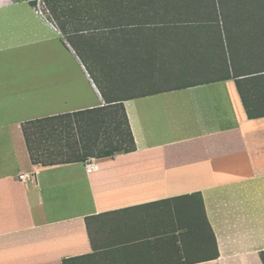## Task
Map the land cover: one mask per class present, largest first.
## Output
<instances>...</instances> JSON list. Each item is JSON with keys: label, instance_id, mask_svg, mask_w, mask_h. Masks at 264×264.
Masks as SVG:
<instances>
[{"label": "crops", "instance_id": "crops-1", "mask_svg": "<svg viewBox=\"0 0 264 264\" xmlns=\"http://www.w3.org/2000/svg\"><path fill=\"white\" fill-rule=\"evenodd\" d=\"M32 1L0 0V264H264V116L216 20L46 0L52 20ZM116 102L134 151L33 163L23 123Z\"/></svg>", "mask_w": 264, "mask_h": 264}, {"label": "trees", "instance_id": "trees-1", "mask_svg": "<svg viewBox=\"0 0 264 264\" xmlns=\"http://www.w3.org/2000/svg\"><path fill=\"white\" fill-rule=\"evenodd\" d=\"M217 5L213 12L222 20L233 77L248 117L264 116V0H217ZM205 30L211 31L209 25ZM216 33L221 30L217 28ZM23 131L33 163L42 166L87 162L136 149L123 102L32 119L23 123ZM198 195L201 225L215 258L219 254L217 240ZM260 256L264 263V250ZM85 258H68L64 264Z\"/></svg>", "mask_w": 264, "mask_h": 264}, {"label": "rangeland", "instance_id": "rangeland-1", "mask_svg": "<svg viewBox=\"0 0 264 264\" xmlns=\"http://www.w3.org/2000/svg\"><path fill=\"white\" fill-rule=\"evenodd\" d=\"M95 1H98V3H102L105 1L106 3L109 4V6L115 5V7H111V8L110 7L107 8L106 6L101 8V9L104 8V11L107 15L110 14L114 16L125 15V13L130 9L131 10L135 9L134 10L135 14L133 15L145 16L147 14L150 15L151 14L150 11L154 10L153 12L155 14L153 15H157V16L174 17L176 19L177 18L181 19L183 17L192 18V24L194 26H197L198 24L203 23L204 21L205 23L203 24H206L207 21L208 24H210V22L213 21L215 18L217 22V28L221 30L222 41L225 45L227 44L225 34L223 33L222 20L216 18L215 13L213 12L215 6H218L217 0H95ZM98 3H96V5ZM143 3L145 5H150V6L152 4L153 6L151 9H145L143 13H140L139 11L142 10L140 5L141 4L143 5ZM47 5L49 11L47 10V6L43 7V10L52 20H54V17L60 16L61 15L60 13L65 11L64 9V11L60 12L61 8L56 7V5L52 3ZM132 6L133 8H131ZM240 35L241 34H236V36H240ZM226 48H227V54L230 55V51L228 50L227 45Z\"/></svg>", "mask_w": 264, "mask_h": 264}, {"label": "built area", "instance_id": "built-area-1", "mask_svg": "<svg viewBox=\"0 0 264 264\" xmlns=\"http://www.w3.org/2000/svg\"><path fill=\"white\" fill-rule=\"evenodd\" d=\"M35 2L36 3H35L34 6H35L36 10L39 11L40 13L44 12L43 7H45V6H47V10L49 11L46 0H35ZM30 177L33 178V175H30ZM20 178L21 179H26L27 175L26 174H22V175H20Z\"/></svg>", "mask_w": 264, "mask_h": 264}]
</instances>
